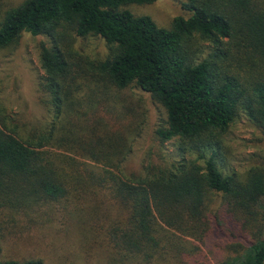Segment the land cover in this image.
Returning <instances> with one entry per match:
<instances>
[{"label": "trees", "instance_id": "trees-1", "mask_svg": "<svg viewBox=\"0 0 264 264\" xmlns=\"http://www.w3.org/2000/svg\"><path fill=\"white\" fill-rule=\"evenodd\" d=\"M155 1L22 0L0 9V49L23 32L47 38L37 85L51 117L25 134L0 103V198L14 208L34 196L60 199L75 184L105 188L128 208L118 238L144 258L147 247L178 246L177 232L197 234L219 196L218 225L234 217L247 239L219 264H264V169L227 172L221 155L238 115L264 129V0H182L190 15L174 17L168 28L127 8ZM88 35L109 46L105 59L75 49L74 38ZM196 40L210 43L205 56ZM236 60L237 67L249 64L238 72L230 66ZM132 85L164 107L166 125L156 134L175 141L180 158L127 178L126 136L101 111L108 91Z\"/></svg>", "mask_w": 264, "mask_h": 264}, {"label": "rangeland", "instance_id": "rangeland-1", "mask_svg": "<svg viewBox=\"0 0 264 264\" xmlns=\"http://www.w3.org/2000/svg\"><path fill=\"white\" fill-rule=\"evenodd\" d=\"M21 1L0 0V9ZM181 1L156 0L127 8L136 15H149L159 26L168 28L174 17L190 15L181 7ZM74 41L75 49L91 59L109 55V46L99 36L75 37ZM42 42L47 43L44 35L23 32L15 43L0 49V103L25 134L44 129L51 118L37 85L42 74ZM196 43L203 47L204 56L210 51L209 42ZM238 64L237 60L230 62L242 72L249 62L243 67ZM104 105V120L111 129L125 134L129 146L121 167L124 177L143 174L146 166L170 164L180 158L175 141H161L156 134L157 128L166 125L167 115L149 93L133 85L108 91ZM221 151L227 172L243 174L254 165L264 169V129L255 127L244 114L238 115L223 135ZM5 198H0V204H6L0 205V260H39L41 264H219L237 244L247 241L234 217L226 216L223 222L219 219L223 228L213 217L221 207L219 196H214L204 212L197 234L183 236L177 232L173 239L178 246L147 247L144 258L142 254L133 256L130 247L118 238L117 228L125 224L128 208L105 188L75 184L60 199L34 196L29 197L28 204L14 208L1 200ZM261 204L264 207V202Z\"/></svg>", "mask_w": 264, "mask_h": 264}]
</instances>
